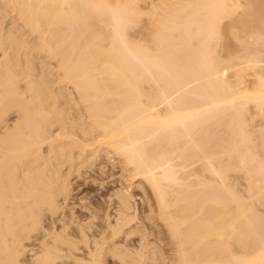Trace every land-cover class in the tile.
Instances as JSON below:
<instances>
[{
  "label": "bare ground",
  "instance_id": "6f19581e",
  "mask_svg": "<svg viewBox=\"0 0 264 264\" xmlns=\"http://www.w3.org/2000/svg\"><path fill=\"white\" fill-rule=\"evenodd\" d=\"M1 3L68 94L35 79L17 29L0 31V264H155L168 250L166 264H264V159L247 123L264 118V0ZM230 171L247 172V197ZM104 176L122 184L98 196L106 208L70 203Z\"/></svg>",
  "mask_w": 264,
  "mask_h": 264
},
{
  "label": "rangeland",
  "instance_id": "374dc122",
  "mask_svg": "<svg viewBox=\"0 0 264 264\" xmlns=\"http://www.w3.org/2000/svg\"><path fill=\"white\" fill-rule=\"evenodd\" d=\"M4 8V9H3ZM8 7H6V5L5 4H3V3H1V0H0V24L2 25H0V31H1V33L3 32V34H5V35H7V34H9L8 33V31L9 32H13L12 30L14 29V31H16V29H17V34H18V36H17V34H16V36L18 37V38H23L22 39V41L20 42V43H24L23 44V47H22V51H21V53L23 52V54H24V56H25V58L27 59V61H31V60H33L32 62H34L33 64H35V68L36 67H38V68H36V71L34 72V75H36L37 77L35 78V79H37L39 76L38 75H40V76H43V77H46L48 80H49V83L47 84V87H50L51 89H52V91H55L54 93H60L61 91H63L64 93H67L66 92V90H64L65 88H64V85L63 84H58L57 82H55V80H56V78H57V76H55V75H57V72H56V68H55V62H53L50 58H48V56H47V54L45 55L41 50H39V45H38V42H39V40H35L37 37L34 35V34H32V35H30V32H28L27 31V29H25V28H21V26H22V24L20 23L21 21H19L18 19H16V15H15V13L12 11V9H10V8H8ZM7 12V14H5V13ZM4 13V14H3ZM2 17V18H1ZM7 17H9V18H7ZM8 19V20H7ZM15 19V20H14ZM6 20V21H5ZM15 22H17L16 24H15ZM15 25H17V26H15ZM5 30H4V29ZM21 28V29H20ZM11 29V30H10ZM20 29V30H19ZM4 31H6V33L4 32ZM22 33H21V32ZM28 32V33H27ZM0 33V34H1ZM20 33V34H19ZM3 34H1V35H3ZM26 34V35H25ZM30 36H29V35ZM21 35V36H20ZM22 35H23V37H22ZM25 35V36H24ZM34 35V36H33ZM30 37V38H27V37ZM32 36V37H31ZM27 41H26V40ZM30 39V40H29ZM35 40V41H34ZM27 42V45H26V47H25V43ZM32 42H34V43H32ZM28 44H30V46L28 45ZM34 44H36V45H38V46H36V45H33ZM32 45V46H31ZM27 46H29V47H27ZM232 46V45H231ZM36 47H38V48H36ZM27 48H29V49H26ZM31 49V50H30ZM37 49L39 50V51H37ZM235 50V49H234ZM33 51H35V52H33ZM33 53V55H32V53ZM218 52H222V51H218ZM41 53V54H40ZM46 53V52H45ZM224 53V54H223ZM231 53H233V52H227V53H225L224 51L221 53V54H219L220 56L219 57H223L222 59L223 60H225L224 58H228L229 59V57H224V55L225 54H231ZM236 53V52H235ZM216 54V53H215ZM1 55V54H0ZM41 55V56H40ZM217 55V54H216ZM230 56V55H229ZM30 57V58H29ZM31 57H33V58H31ZM25 59V60H26ZM43 60V61H42ZM49 60V61H48ZM38 63V64H37ZM44 64V66H43V64ZM48 63V67L46 66V64ZM42 68V69H41ZM43 69L45 70V71H43ZM53 70H54V72H53ZM232 71V70H231ZM55 73V74H54ZM229 73H231V72H228V74L227 73H225V74H227L226 76H229V77H227V78H229V79H227V80H232V81H234L235 80V82H236V79L235 78H233V76H232V73L231 74H229ZM247 73H248V76H249V74H250V76L248 77V76H246L247 75ZM42 74V75H41ZM48 74V75H47ZM45 75V76H44ZM243 75H245L244 77H247V78H245V84H244V86H245V88L246 89H248V87H249V89H252V87H254V85H253V82L255 81V79L252 77V73H250V72H246V74H243ZM53 76H54V78H53ZM51 80H50V79ZM54 79V80H53ZM244 79V78H243ZM242 79V80H243ZM53 81V82H52ZM253 81V82H252ZM51 84V85H50ZM57 84V85H56ZM63 86V87H62ZM61 89H60V88ZM59 88V89H58ZM68 94V93H67ZM70 98V99H69ZM63 101H62V100ZM72 101V99H71V97L70 96H67V97H65L64 99L63 98H60V100H58L59 101V105L60 104H62V103H64V105H63V107H69V106H72V105H69V103L71 104V101ZM61 101V102H60ZM251 105L249 104V107H250ZM251 108V107H250ZM252 109H253V107H252ZM249 110V112H248V115L247 116H254L253 114H252V111H253V113H254V109L253 110ZM247 114V113H246ZM250 114V115H249ZM263 116H259V117H257L256 119H254L255 120V122H250V121H248L247 123H248V126H251V123L252 124H254V125H252V126H254V128L251 126V127H248V129L250 130L249 132H251V136H252V144L256 147V149H257V151L256 152H258V153H260L259 154V159L260 158H262V159H260V160H263L264 158L263 157H261V156H264V149L263 148H259V146L261 145V143H262V140H263V138H264V133H262V132H264V127H263V125H264V118H262ZM245 119H246V121H247V119H249V117H246L245 116ZM249 120H251V119H249ZM246 123V124H247ZM250 123V124H249ZM255 127H257V128H255ZM263 127V128H262ZM56 127H54L53 128V130L55 129ZM57 129V128H56ZM55 129V130H56ZM259 129V130H258ZM54 130V131H55ZM209 130H211V128L209 129ZM254 130V131H253ZM256 130V131H255ZM258 130V131H257ZM263 130V131H262ZM261 131V132H260ZM256 134H258V135H256ZM259 139H261L260 141H259ZM212 143V144H211ZM210 143V146L211 147H214L213 146V143H214V145H215V142H211ZM263 144V143H262ZM263 146H264V144H263ZM261 147V146H260ZM259 150V151H258ZM211 153H212V150L210 151ZM210 154V153H209ZM208 158H209V156H207ZM212 157V156H211ZM196 158V157H195ZM197 159V158H196ZM212 158H210V160H211ZM200 160V159H199ZM209 161V160H208ZM105 162V163H104ZM117 162V161H116ZM194 162V161H193ZM200 163H197V161H196V163L195 164H191L192 166H188V167H185L184 169H186V171L187 172H189V174L192 172V174H193V172L195 173L196 171H197V168H198V170L199 171H197V172H200V170H201V166L204 164L203 163V161H199ZM264 162V161H263ZM98 163H103L105 166H106V171H107V174L109 173V174H111L113 171H114V169H115V171L114 172H120L119 170H120V165L119 164H117V163H115V162H113V164L111 163V162H109V161H106V160H99L98 161ZM108 166H107V165ZM109 164H110V166H109ZM198 165H201V166H198ZM116 166H117V168H116ZM111 167V168H110ZM190 168H191V170H193V171H191L190 170ZM193 168V169H192ZM109 169V170H108ZM118 169V170H117ZM117 170V171H116ZM231 172V171H230ZM237 172V171H236ZM229 173V172H228ZM244 173H247V172H240L239 171V173H235L234 171H232L230 174H227V175H229V176H231V177H233V178H230V177H228V179L229 180H227V181H229L230 182V184L229 185H231V184H233V182H234V186L233 185H231V186H233V188L236 190V191H238L241 195H243L244 197H247L248 196V186H249V178H248V174H244ZM238 174V175H237ZM240 176V177H239ZM245 176V177H244ZM106 176H104V178H105ZM107 178V177H106ZM104 179L103 181H97L95 184H96V186H95V184L94 185H91V186H85V188H79V190H78V188H77V186L79 185V182H78V180L76 179H74V181L72 182V184H71V189H75L76 190V188H77V190L75 191V192H72L71 193V197L73 196V199L71 198V201H70V203H75V204H78V202H81L82 200H84L85 198H86V201H91V202H93L94 200H96V201H94L93 203L94 204H99V205H101L102 207H103V205H104V203H105V205L104 206H106V204L108 205V201H103V203L102 202H100V200L98 201L97 200V198H98V196H102V197H107L109 194H111L114 190H115V188L117 189V188H119L120 187V185H122V184H120L119 183V180H120V178H119V176H115V177H113V180L111 181V179L109 180V178H107V179ZM115 178V179H114ZM237 178V179H236ZM248 178V179H247ZM194 179V178H193ZM233 179V180H232ZM111 181V182H110ZM100 182V183H99ZM77 183V184H76ZM114 183V184H113ZM128 183V182H127ZM101 184V185H100ZM102 184H103V186H102ZM113 184V185H112ZM126 184V183H125ZM73 185V186H72ZM110 185V186H109ZM127 185V184H126ZM138 184H136V186H137ZM100 186V187H99ZM102 186V187H101ZM113 186V187H112ZM247 186V187H246ZM79 187V186H78ZM105 188V191L107 190V192L105 193L104 192V188ZM238 187V188H237ZM87 188V189H86ZM101 188V189H100ZM107 188V189H106ZM110 188V189H109ZM100 190V191H99ZM246 190V191H245ZM102 191V192H101ZM93 192V193H92ZM95 192V193H94ZM103 192H104V194H103ZM141 191L140 190H138L137 188L135 189V190H133L132 191V194L133 195H135V196H137V195H139V194H141L140 193ZM247 192V193H246ZM136 193V194H135ZM85 194V195H84ZM90 194V195H89ZM95 194V195H94ZM82 195V196H81ZM247 195V196H246ZM75 196V197H74ZM77 196V197H76ZM86 196V197H85ZM95 196V197H94ZM81 197V198H80ZM93 197V198H92ZM139 197V196H138ZM137 197V198H138ZM263 196H260L259 197V199H261ZM89 198V199H88ZM261 200H263L264 201V199H261ZM260 201V200H259ZM262 202H260V204H261ZM62 204V203H61ZM137 204H138V202H137ZM135 205V206H137L136 208H137V215L140 213V211L138 210V205ZM264 203H262L261 205H259V203H257V208H258V213H260L259 215L261 216V218H263V219H261V220H264V205H263ZM107 207V206H106ZM106 207H103V208H106ZM69 209V208H68ZM70 210V209H69ZM109 212H110V210H109ZM79 213V212H78ZM102 213V212H101ZM104 213V212H103ZM102 213V214H103ZM75 214L77 215V211L75 212ZM79 214H81V213H79ZM78 214V215H79ZM75 216V217H78L79 218V220H82V219H86V215H85V213L83 214H81V215H79V216ZM143 216V217H142ZM82 217V218H81ZM144 218L145 217V215L143 214V215H141V213H140V218ZM141 218V219H142ZM139 221H141V220H139ZM144 220L142 219V223L140 224L141 226H143V227H145V228H151V225L148 223V222H143ZM140 223V222H139ZM262 223L264 224V221H262ZM142 232H143V229H142ZM140 233L141 232H139V235H140ZM149 233V231H145V232H143V234H145L147 237H149V238H151L150 236V233ZM150 235V236H149ZM167 250V249H166ZM167 252V255L165 256V257H167L168 258V260H169V258L170 257H173V255L171 254V252L168 250V251H166ZM24 256H26V257H23V258H21L22 260V263L23 264H36V261H35V256L34 255H32L31 253H29V252H26V254L24 255ZM168 260H164V259H162V260H158L157 261V263L155 262V264H166V263H170V260L168 261ZM26 261V262H25ZM31 261V262H30ZM25 262V263H24ZM28 262H30V263H28ZM33 262V263H32ZM158 262H160V263H158Z\"/></svg>",
  "mask_w": 264,
  "mask_h": 264
}]
</instances>
